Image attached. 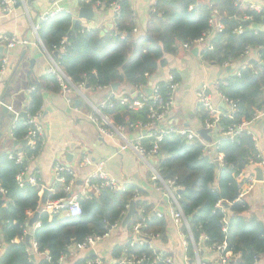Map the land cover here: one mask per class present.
I'll list each match as a JSON object with an SVG mask.
<instances>
[{"label": "trees", "instance_id": "obj_1", "mask_svg": "<svg viewBox=\"0 0 264 264\" xmlns=\"http://www.w3.org/2000/svg\"><path fill=\"white\" fill-rule=\"evenodd\" d=\"M98 3L102 5L98 6ZM113 4L119 5L120 12L114 16L112 30L104 36L100 29L81 33L80 24L73 30L72 16L68 13H59L39 27L38 36L46 50L57 54L55 60L64 74L74 85L84 82L86 90L110 89L115 83L134 89L146 88L147 75L153 76L165 64V54H174L179 45L192 44L203 37L208 39L201 56L203 61L214 66L238 63L247 57L246 50H250L247 65L218 83L221 96L237 102L239 107L232 118L226 115L227 110L223 111L219 121L218 135L222 137L219 142L209 148L200 139L189 141L186 136L168 135L159 143L155 170L163 180L174 181L180 190L179 208L189 224V230L183 229L184 234L190 236L189 261L195 262L194 242L200 244L199 249L204 252L225 245L226 252L240 255L235 264H256L264 256V219L254 216L248 219L249 207L239 196L241 188L247 186L245 177L253 168L251 162H260L259 151L253 135L246 131L234 139L225 138L222 133L243 120L251 125L259 123L256 111L264 109V31L253 29L262 25L264 14L251 10L248 5L236 4L235 0H155L151 22L146 32L139 34L130 0H81L82 7L98 6L108 10ZM212 21L222 24L223 30L213 31ZM240 27L242 31L238 33L236 30ZM64 39L68 41L66 52L58 54L56 50ZM44 79L49 83L48 88L61 93L54 75L48 74ZM158 86L163 101H166L170 92L168 83ZM121 96L134 98V94L125 92ZM106 102L108 106L103 114L115 126L124 127L128 132L145 126L149 122V109L157 107L150 99L138 111L121 105L115 96ZM42 107L43 99L37 87L31 95L26 116L17 119L13 128L12 136L16 142L26 141L30 130L27 117L41 112ZM198 116L203 126L210 120L202 108ZM149 135L141 141L147 151L153 146ZM40 147L23 146L25 157L21 163L10 160L8 152L0 153V188L5 191V194L0 193V249L6 246L0 264H60V258L66 254L69 256L67 264H85L96 256H79L70 250L71 247L91 237H103L113 225L121 224L132 202H135L136 212L128 231L142 224L138 237L144 243L130 238L115 246L113 262L108 263L120 264L124 258H129L142 260L141 264H166L171 254L156 250L148 239L167 243L171 223L165 215L162 218L156 216L148 195L135 186H128L124 191L104 189L91 197L80 195V216L59 214L51 218L43 213L40 210L41 181L38 186H31L27 181L23 187L17 181L18 175L29 169L30 161L37 157ZM221 154L223 163L217 167L216 160ZM240 174L245 176L238 178ZM69 179L66 175L64 185L55 184L53 191L47 194L46 202L67 199L73 194V191L67 193L65 190ZM29 213H38L36 223L40 227L34 231L29 227ZM30 232L37 243L36 255L41 256L37 262L31 259V248L24 241ZM17 239L19 243H16ZM74 254L77 255L75 260Z\"/></svg>", "mask_w": 264, "mask_h": 264}, {"label": "crops", "instance_id": "obj_2", "mask_svg": "<svg viewBox=\"0 0 264 264\" xmlns=\"http://www.w3.org/2000/svg\"><path fill=\"white\" fill-rule=\"evenodd\" d=\"M14 1L15 5L10 11H6L0 3V35H16L19 38L27 39L30 45L16 47L13 50L0 48V56L8 59L5 70L0 72V101L4 106L9 107V110L4 112L3 105L0 106V153L22 152L23 146H28L27 143L23 144L24 141L16 142L12 133L19 115L27 112L31 104V95L38 87L39 94L43 99L41 124L44 133L40 152L30 161L28 170L30 175L39 173L41 196L45 190L51 193L54 185L57 184L54 176L56 165L62 163L75 172L78 180L72 191L74 195H78L82 191L83 180L94 171L99 161L106 160V170L113 179L124 188L135 186L143 190L148 195L147 199L152 202L154 212H161L169 218L171 224L167 243H163L159 239H148L156 250L171 254L173 264H194L198 258L208 264H220L221 256L216 251L195 250V262L189 261L187 235L185 236L183 232L184 227L176 226L173 223L170 217L171 201L167 195L156 190L151 178L150 167L156 166V160L155 165L152 166L143 161L132 149L123 151L121 147L124 145V141L120 136L103 135L88 118L93 107H99L108 98L119 94L121 96L123 92L135 96L136 89L131 86H121L117 92L112 88L85 90L82 94H72L73 103L71 105L62 93L48 88L49 83L44 79L49 74L51 56L54 59L56 56L50 54L39 43V36L36 35L34 27L39 24L40 17L57 8L61 11L59 13H68L72 16L73 21L77 20L76 25L80 24L81 27L91 30L100 29L104 36L113 28V10L98 6L82 7L81 0ZM130 3L137 19L138 33L143 34L151 22L155 0H130ZM241 4L264 9V0H241ZM84 8L91 9L93 18L79 19V13ZM253 29L264 31V24L254 26ZM205 41L194 45L190 50L179 45L174 54H165V64L159 67L153 76L147 75L149 83L145 91L160 83H166L170 76H173L178 84L174 95V105L167 119L159 124V128L174 127L179 130L194 131L197 134L198 131L205 129L198 116L200 107L197 101V92L202 86L209 88L213 105L220 111L226 110V107L222 106V96L218 92L217 85L237 73L241 67H245L250 55L243 57L238 63L230 64L229 67L214 66L203 61L201 56L207 47L204 44ZM195 50L198 52L195 53ZM253 58H256V55H253ZM258 124L253 125L252 135L257 150L264 159V134L259 130ZM144 131L140 128L134 129L132 132L125 130V135L129 137L130 141L136 142L148 134H143ZM218 134L219 131H212L210 134L212 143L207 144L204 141L203 143L209 148H214V145L222 138ZM200 140L202 141V139ZM71 153L73 160L69 163L67 160ZM223 158L222 154L218 155L216 162L221 165ZM250 167L253 168H250L247 177H253L255 184L243 199L249 207L246 217L249 219L254 216L263 220L264 180L262 182L257 180L258 166ZM247 177H245L246 183L248 182ZM61 214L65 215V213ZM29 216L30 220L34 217L31 213ZM34 226L30 228L32 229ZM108 235L107 238L102 239L94 246V251L96 256L104 261L113 262L112 252L115 246L128 242L134 235L132 231H128V228L126 230L122 228V222L118 224L117 228L111 227ZM24 241L26 243V240ZM19 242L20 240L17 239L16 243ZM5 251L6 246L3 245L0 249V257ZM32 255L35 257L34 262L41 259L39 255ZM78 255L84 256L83 253ZM72 257L75 260L77 255L74 254ZM236 258L239 259L240 255H236ZM256 264H264V256L260 257Z\"/></svg>", "mask_w": 264, "mask_h": 264}, {"label": "built area", "instance_id": "obj_3", "mask_svg": "<svg viewBox=\"0 0 264 264\" xmlns=\"http://www.w3.org/2000/svg\"><path fill=\"white\" fill-rule=\"evenodd\" d=\"M89 2L90 0H86ZM236 4H241V0H235ZM0 3L2 7L5 8L6 11H10L13 6L15 5L14 0H0ZM102 4L98 3V6ZM251 10L257 11L258 13L264 14V9L255 7L253 5L249 6ZM111 9L114 12V16L119 15L120 8L119 5L113 4L111 6ZM59 12H61L59 9L55 8L53 11H50L46 13L45 15L41 16L39 19V24L34 27L36 35H38L39 27L41 23L45 22L47 19L54 17L55 15H58ZM216 14V12H215ZM249 20V17H247ZM212 28L214 31L221 32L223 30V26L220 23L217 22H211ZM85 31H91V29L86 27H81V33ZM238 33L242 31V28H238L236 30ZM207 38L203 37L196 41H194L192 44H184L183 47L187 50H190L191 47L194 45H198L203 43ZM40 45L44 48L43 43L40 41ZM30 45V42L27 39H22L17 37L16 35H0V48H5L6 50H13L16 47H28ZM68 46L67 39H64L60 47L57 48L56 51H58V54H64L66 52V47ZM212 49V48H210ZM250 53V50L247 49L245 55L248 56ZM8 63L7 57L0 56V72H3L6 68V65ZM226 67H229L230 64L226 63ZM49 74L54 75L57 78V81L61 88V93L65 97V99L71 103L72 105V99L71 96L74 93L82 94L83 91H85V83L82 82L78 85H74L71 80L64 74L62 71L60 64L58 61H56L51 56V64L49 68ZM174 77L170 76L167 79L168 87L170 88V92L167 96L166 101H163L162 96L159 91V86L156 85L152 88V95L149 97L145 91L144 86H140L136 88L135 96L134 98L126 97V96H117L114 95L116 99H118L123 106H127L130 110L138 111L145 107L146 102L148 99L154 102L157 107H151L149 109V122L145 125L140 127L142 130H146L148 133H150L149 137L153 141V146L150 151H147L145 147L142 145L141 141L143 137L139 138L136 142H132L129 140V137L125 135V128L121 126H115L111 119L103 114V110L108 106L107 102L102 103L99 107H93L92 111L88 115V118L91 122H93L98 128L99 131L108 137H114L116 135L120 136L121 139L124 141V145L121 147L123 151L127 149H132L143 161L147 162L149 165L151 159L155 160V156L157 155V152L159 150V143L163 140L164 137L168 135H179V136H186L189 141H193L195 139H199V135L194 131H187V130H179L175 129L174 127H167V128H159V124L162 121H165L171 111V108L174 105V95L176 90L178 89V84L174 81ZM218 88V85H217ZM108 89V88H103ZM136 98V99H135ZM197 101L200 108L204 109L209 114V119L207 120L204 128L210 129L211 131H218L219 128V121L221 117L223 116V111H220L215 105H213L212 97L209 93V88L207 86H202L198 92H197ZM222 102L226 107V110L228 111V117L232 118L233 115L238 113L239 107L237 102L229 100L222 96ZM1 103V101H0ZM264 118V109L256 111V119L261 121ZM27 125L30 126V130L28 133V136L26 138L27 144L32 149H36L40 145H42V139H43V133L44 129L41 124V112H38L34 116H28L27 117ZM248 132L249 134H252L253 131V125L248 123L247 121L243 120L239 124H234L230 127H228L225 131L223 130V137L234 139L236 136L241 134L242 132ZM209 147V146H208ZM25 154L23 152H16L10 154L9 158L10 160H15L17 163H21L24 160ZM260 162H251L252 166H258L257 168H261L263 170L264 175V159L262 155L259 153L258 157ZM106 160H101L97 163L94 171L85 179L83 180L82 184V191L79 195H70L67 199L59 200L56 202H46L42 212L47 213L48 215L53 216L59 215L61 213H65L66 216L69 217H76L80 216L82 214V209L79 203V196H85V197H91L92 194L99 195L101 191L104 189H109L110 191H124L126 188L121 186L115 179H113L106 170ZM69 166H66L62 163L56 165L54 169V176L56 178L57 183L65 184L67 182L66 175L70 177L68 181V186L66 187V192L70 193L72 191V188L75 186L78 177L75 174V172L68 168ZM152 170V181L154 182V186L157 191H160L167 195V197L171 201V208H170V217L173 221V223L176 226L179 227H185L187 230H189V224L188 221L185 219L182 211L179 208L178 204V196L177 191L178 188L175 186L174 181H166L163 180L160 175L155 170V167H150ZM38 172L29 174V170L27 169L25 173H22L18 175L17 181L18 185L20 187H23L25 182L28 181V184L31 186H38L40 185V180L38 178ZM27 175V180H25V176ZM244 174H240L238 178L244 177ZM247 186L241 188L239 199L243 200L244 197L250 192L251 188L255 184V179L253 177H247ZM0 193L5 194V191H3L0 188ZM156 216L159 218H162L164 216L163 213L157 212ZM40 227L39 223H36L33 230H36ZM117 228L118 224H115L112 226V228ZM143 227L142 224H138L133 227L132 233L134 237L132 240L134 242L139 241L140 244L144 243L143 239H140L139 233L141 228ZM226 231V230H225ZM31 235L30 239V253L31 254H37V243L35 242L33 238V233H28V235ZM109 235L108 233L104 235L103 237H91L86 239L83 243H79L71 247V251L77 252V253H83L85 257H89V253L91 251H94V246L101 241L102 239L107 238ZM186 236V235H185ZM139 239V240H138ZM187 239V247H188V240L190 239V236H186ZM193 245L195 247V250H201L199 249L200 244H195L193 242ZM218 252L221 256L220 264H235L236 255H233L232 253L226 252V246L223 245L215 250ZM96 256V255H95ZM69 260L68 254L63 255L60 258V264H67ZM142 260H132L129 258H124L120 264H141ZM85 264H109L108 262L104 261L100 257L96 256L95 259H89ZM166 264H173L172 258H168L166 260ZM193 264V263H191ZM194 264H206L201 259H197L196 263Z\"/></svg>", "mask_w": 264, "mask_h": 264}, {"label": "water", "instance_id": "obj_4", "mask_svg": "<svg viewBox=\"0 0 264 264\" xmlns=\"http://www.w3.org/2000/svg\"><path fill=\"white\" fill-rule=\"evenodd\" d=\"M194 1H196V0H194ZM91 18H93V13H92L91 9H86V8L81 9V11L79 13V19L86 20V19H91ZM76 23H77V20H74L73 21V27H72L73 30H75ZM263 24H264V18H263ZM197 52H198V50H195V53H197ZM56 55L57 54H55V56ZM262 65L264 66V63H262ZM120 87H121V84L120 83H115V84H113L111 86L112 90L115 91V92L119 91V88ZM146 93H147V95L149 97H151V95H152V89L151 88H148L146 90ZM2 105L3 104L0 103V106H2ZM222 106H223V108H225V105L224 104ZM3 110H4V112H6V111L9 110V107L3 105ZM25 116H26V113H22L21 115H19L18 119L24 118ZM258 128H259L260 131H263L264 130V119L259 122ZM147 133L148 132L146 130L143 132V134H147ZM211 133H212V131L210 129H202V130L198 131V135H199L200 139H202V141H204L207 144H211L212 143V138L210 136ZM26 143H27V141H24L23 144L26 145ZM72 156H73L72 153L68 155V160L67 161L69 163H71L72 160H73V159H71ZM150 164L152 166H154L155 165V160L154 159H151ZM216 165H217V167H219V165H220L219 162H216ZM256 171L258 173V179L257 180L262 182L264 180V178H263V170L261 168H259ZM82 184H83V182H82ZM179 193H180V190L177 191V195ZM47 194H48V190H45L43 192L42 200H41V208H40L41 211H42V209H43V207H44V205L46 203V196H47ZM135 212H136L135 202H132L131 205H130V208H129V211H128L127 215L125 216L124 220L122 221V228L123 229L126 230L128 228V226L130 225V223L132 221V218H133ZM37 218H38V213H36L34 215V217L29 221V227H33L36 224ZM30 239H31V235L29 234L26 237V244L28 246H30ZM95 255H96V252L95 251H91L89 253V256H95ZM31 259L33 261H35L34 255L31 256Z\"/></svg>", "mask_w": 264, "mask_h": 264}, {"label": "bare ground", "instance_id": "obj_5", "mask_svg": "<svg viewBox=\"0 0 264 264\" xmlns=\"http://www.w3.org/2000/svg\"><path fill=\"white\" fill-rule=\"evenodd\" d=\"M141 223V222H140Z\"/></svg>", "mask_w": 264, "mask_h": 264}]
</instances>
